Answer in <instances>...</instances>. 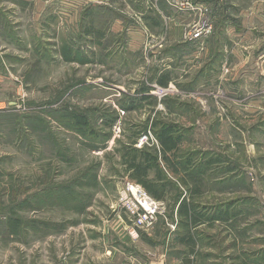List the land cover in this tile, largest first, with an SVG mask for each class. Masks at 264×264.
Returning <instances> with one entry per match:
<instances>
[{
    "label": "rangeland",
    "instance_id": "obj_1",
    "mask_svg": "<svg viewBox=\"0 0 264 264\" xmlns=\"http://www.w3.org/2000/svg\"><path fill=\"white\" fill-rule=\"evenodd\" d=\"M134 3L0 0V264H264V64L256 90L234 87L255 83L264 32L244 44L232 35L221 47L193 45L183 39L187 18L169 13L176 22L164 16L146 34L145 7ZM231 3L250 9L232 12L250 25L264 0ZM246 47L248 58L232 54ZM210 60L233 89L196 81ZM158 70L169 72L167 86ZM125 95L138 106L114 138L108 118ZM147 95L156 101L138 102ZM167 97L183 106L167 108ZM163 125L178 140L172 161L187 159L177 174L161 165L175 184L166 212L134 238L118 193L141 185L133 163L142 158L130 149L150 132L147 149L159 153ZM188 218L191 230L181 224Z\"/></svg>",
    "mask_w": 264,
    "mask_h": 264
},
{
    "label": "crops",
    "instance_id": "obj_2",
    "mask_svg": "<svg viewBox=\"0 0 264 264\" xmlns=\"http://www.w3.org/2000/svg\"><path fill=\"white\" fill-rule=\"evenodd\" d=\"M128 1H129V6L132 7V8H133V4H131L132 2L133 3L134 2H139V4H142L145 7V9L141 8L139 10L138 21L141 23L140 24L141 29H144L146 34H148V32H150V30L148 31L149 28H153V27L156 28V27L162 25L163 20L165 19V17L172 18V21L176 20V18H174V16H171V14H169V13H172V12L168 8V6L166 5L164 0H160L159 3H158V0H153L154 2L150 1V3H148L147 0H128ZM211 3H212V7L214 9V15H215V28H214L213 34L208 39H216L215 43L218 44L219 47H221V45H222V42H223L222 39H232V35H235V39H240L239 41L242 44L246 43L248 41V39H261L260 38L261 36L259 35L260 34L259 32H261V30H262V32H264V14H263L264 13V4L259 5V6L254 5L252 7V9H251L252 12H254V13H255V11L258 12V14H257L258 15V19H257V21L255 23H252V24L249 25L248 24L249 20L245 19V18L242 19L239 14L240 13L242 14V12H248V11H250V9L247 10L244 7L240 9L238 7V5H233L231 3V0H211ZM147 6H151L150 14L148 13L150 8H147ZM153 7L155 9H153ZM162 10L164 12L167 11V14L162 13L163 12ZM232 12H236V13L239 12V14L233 15ZM260 13L262 14V16H259ZM151 16L156 17V19L154 17H151ZM96 20H97V18H95V21ZM155 21H157L159 23H157ZM174 22H176V21H174ZM174 22H172V23H174ZM94 25L91 26V28H92L91 29V35L92 34H96L95 33V29H94ZM111 32H113V30H111ZM98 34H99V32H98ZM144 34L145 33L143 32V35L141 36L142 38L145 37ZM154 38H156V37H154ZM132 39H135V38H132ZM204 40H206V39H204ZM141 42L144 43L145 41L142 40ZM195 44L196 43H194L193 45H195ZM247 51H248V48L246 47V50H244V52L237 49L236 51H232V54L235 55V56H239L240 57V54L242 53V57L241 58L244 57V59H245V58H248V56H247L248 52ZM227 53H228L227 51H224V58H225L224 61H226ZM220 54L222 56V51L220 52ZM256 54H257L255 56L256 68H255V72H254V75H253L255 77V80L251 79L252 81L255 82V83H253V86H248V85H244V84H241V83L238 84V85H235V86L234 85H232V86L231 85H227V83H226L227 79H226L225 75H223V72H222L223 70L220 69V68H216L214 66V61H211V60L208 61V63L205 65L202 73L200 75L198 74V78H196V81L198 82L200 77H203V79L208 77V81H210L211 84L210 83L208 84L207 82H204V86L205 85L211 86L215 82H217V83H219L218 84L219 90L222 87H224L226 90H228V87L233 89V86H234L235 89L238 90V91L247 92V93L252 92V91L256 90V88L259 85L258 82H259V79L261 77V74H260V71H259V69H260L259 65L260 64H264V47L261 50H259ZM207 55H210L209 51L206 53V56ZM221 59L222 58L220 57L219 60H221ZM222 63L223 62L221 60V64ZM163 69H166V67H164ZM246 78H247V75H246ZM197 82H195V83H197ZM187 198H188L187 202H189L190 201V194L188 195ZM183 199L184 198H182V200ZM179 203L180 202H178L177 204H179ZM176 210H177V213H178V208H176ZM154 230H155V228L153 230H151V232H153Z\"/></svg>",
    "mask_w": 264,
    "mask_h": 264
},
{
    "label": "built area",
    "instance_id": "obj_3",
    "mask_svg": "<svg viewBox=\"0 0 264 264\" xmlns=\"http://www.w3.org/2000/svg\"><path fill=\"white\" fill-rule=\"evenodd\" d=\"M172 13L183 16L189 23L184 27L183 39L189 43H198L208 39L214 32L215 15L211 0H164ZM172 21V18L166 17ZM162 94H166L162 92ZM119 118L113 126L114 138L121 134L122 120L126 112L117 108ZM151 133L144 134L135 147L142 149L150 145ZM117 207L129 217L132 227L129 233L139 238L140 231H151L166 212V204L152 197L141 185L134 182L122 184L118 193Z\"/></svg>",
    "mask_w": 264,
    "mask_h": 264
},
{
    "label": "trees",
    "instance_id": "obj_4",
    "mask_svg": "<svg viewBox=\"0 0 264 264\" xmlns=\"http://www.w3.org/2000/svg\"><path fill=\"white\" fill-rule=\"evenodd\" d=\"M154 73L158 76V79H156V82H158L161 85L167 86L166 84L169 83V80L167 79V76H168L167 74H169V72H164V71L160 72L159 71V75H158L157 71H155ZM151 99H154V101H156L153 96L148 97V95H147L146 98L139 100L138 102L140 103L141 101L151 100ZM135 101L136 100L134 97H131L130 95H125L124 99L122 101H119V105H120L121 109L124 110L125 112H130L133 109V107L138 106V105H136ZM162 102L164 103V105L167 108L168 107L171 108V106H169L170 102H172L171 104H175V106L176 105L183 106L182 103H178L177 100L171 101V99H168V97L165 98V100H163ZM118 118H119V113H118V111H116L115 117L108 118L109 123H107V124H109L111 127H113L114 124L116 123V121L118 120ZM170 127H171L170 125H163L160 127L159 131L155 133L158 140L160 141L161 146H162V149H161V151L159 150V153H157V151H155V152L150 151L149 149H147V146L142 148V149H138L136 147L130 149L131 151H133L135 156L142 158V160L138 161V163H136V162L133 163L134 168H135L134 172L138 173V175H139L138 176L139 178L137 179V181L141 184V186L143 188H145V190L147 192H149V194H151L155 199H158V200H164V197L167 194V192L170 190V188L175 187V184H173V182L171 181V179L168 176L169 174H168L167 169L164 167L167 165L169 168H172V171L175 174H177V173H179V169H180V167H178V165H183L181 163L187 159V157H186V159L182 158L181 159L182 161H180L179 164L172 161V157L170 156V153H173L172 151H175L177 149L178 140H177V138L173 137L172 128L170 129ZM176 128H178L177 125L175 126V129ZM93 144H94L93 145L94 148L99 150L101 148H104L101 145H104L105 143L98 142V143H93ZM197 154H199V152L195 153V155H197ZM164 163H166V165H164V167L161 166ZM192 164H193V161H190L188 163V166H191ZM188 168H189L188 172L192 173V175H194V173L198 171V168L196 169L195 167H193V168L188 167ZM152 170L155 171V174L159 173L160 178H158V179L155 178L154 180H152L150 177ZM182 204L186 205V203L182 202L181 205L178 206V212H179ZM185 208H186V206H185ZM172 214H174V212ZM184 214H185V212H184ZM185 215L190 217L189 211H187V213ZM188 220H189L188 222L187 221L184 222V220H182L181 224L184 228L187 227L188 230H191L190 227H196L195 223L190 222V218H188ZM187 232H189V231H187Z\"/></svg>",
    "mask_w": 264,
    "mask_h": 264
}]
</instances>
